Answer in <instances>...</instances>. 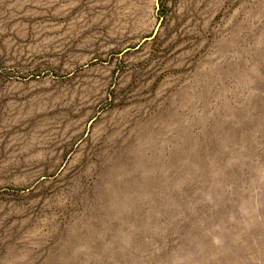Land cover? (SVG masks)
I'll use <instances>...</instances> for the list:
<instances>
[{
	"label": "rangeland",
	"instance_id": "1",
	"mask_svg": "<svg viewBox=\"0 0 264 264\" xmlns=\"http://www.w3.org/2000/svg\"><path fill=\"white\" fill-rule=\"evenodd\" d=\"M0 264H264V0H0Z\"/></svg>",
	"mask_w": 264,
	"mask_h": 264
}]
</instances>
